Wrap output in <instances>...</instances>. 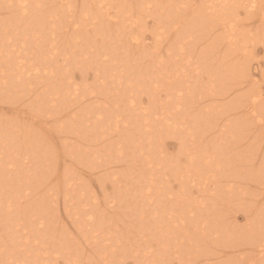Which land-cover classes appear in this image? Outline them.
Returning a JSON list of instances; mask_svg holds the SVG:
<instances>
[{
  "label": "bare ground",
  "instance_id": "bare-ground-1",
  "mask_svg": "<svg viewBox=\"0 0 264 264\" xmlns=\"http://www.w3.org/2000/svg\"><path fill=\"white\" fill-rule=\"evenodd\" d=\"M240 11L260 16V37L238 30ZM11 29L23 38L18 49ZM258 41L264 47V0H0V105L12 91L35 99L28 123L0 117L1 179H17V167H6L20 153L33 162L21 189L0 185V264H264V144L254 140L237 159L225 147L227 135L250 129L248 109L264 120L250 73ZM74 70L81 88L71 83ZM88 94L97 102L102 95V104L83 107ZM168 138L176 155L167 153ZM119 162L125 167L111 166ZM94 168L105 173L94 178L99 185L111 184L105 206L90 195ZM37 187L34 201L28 194ZM60 193L88 252L57 226L51 198ZM232 210L243 215L241 227Z\"/></svg>",
  "mask_w": 264,
  "mask_h": 264
},
{
  "label": "rangeland",
  "instance_id": "rangeland-1",
  "mask_svg": "<svg viewBox=\"0 0 264 264\" xmlns=\"http://www.w3.org/2000/svg\"><path fill=\"white\" fill-rule=\"evenodd\" d=\"M245 14L243 13V11H240V14H239V19L238 18H236V19H238L240 22L237 24V25H239V27L240 28H238V30L240 31H246L247 29L245 28V29H242L243 27H249L248 29H249V32L248 31H246L245 33L246 34H248L247 36H249V35H252L253 33L255 34H253L252 36H255V39H256V36H257V28L259 27V24H260V16L259 15H257V16H247V17H245L244 16ZM2 17H5L4 15L2 16ZM251 17H253V18H251ZM248 19H249V21H248ZM259 19V20H258ZM248 22V23H247ZM243 23V24H242ZM243 27H242V26ZM250 25V26H249ZM253 28V29H252ZM220 31H222V30H217V33L219 34V32ZM253 31V32H252ZM254 31H256V32H254ZM10 33L11 34H9L10 36H11V38H10V44H16L15 45V49H18L19 48V46H20V44H22L21 43V40L23 39V38H20V36L18 35V33H20L18 30L15 32H12V29L10 30ZM17 35V36H16ZM257 37H260V36H257ZM18 38V39H17ZM18 41V42H17ZM254 41H257V40H254ZM254 41H251L250 40V42H249V44L251 43V42H254ZM17 42V43H16ZM202 42V41H201ZM259 42V41H258ZM255 43H257V42H255ZM145 44H147V45H149L150 47H152L151 45H153L154 44V42L152 41V39H151V37L149 36V34L148 33H146L145 34ZM162 45H161V47H162V50H164L165 51V42H163V43H161ZM262 44H261V42H259V43H257V44H252V46L255 48L254 49V53H255V56H254V59H253V61L251 62V70H250V73H251V75H252V79H253V81L258 85L259 84V89H261V91H262V97H263V100H264V76L261 74V72L260 71H262V69H263V63H264V60H263V57H264V47H263V45L261 46ZM251 48V47H250ZM249 48V49H250ZM263 51V52H262ZM259 62V63H258ZM254 67V68H253ZM259 69H261V70H259ZM74 74H75V76H74V78L73 79H71V83L72 84H74V85H76L78 88L80 87L81 88V86H83V81H80L81 79H80V76H79V72L77 71V70H74ZM93 70H90V71H88V77H87V79H86V81H85V83H86V85H88V86H90V87H92V85L93 86H95L96 84V82H95V80L93 79ZM72 81H75V83L74 82H72ZM206 83V82H205ZM39 87V86H38ZM40 88H43L44 89V87H39L38 89V92L37 93H39V92H41L43 89H40ZM244 88H247V89H244ZM243 89H241V92L240 93H242V92H247V90H248V88H250L249 86L247 87H244ZM16 90H18V89H16ZM235 90H237V89H235ZM235 90L234 91H232V92H230L228 95H231L233 92H235ZM239 90V89H238ZM237 90V91H238ZM16 92V91H15ZM14 91H12L11 93H12V95H11V97H12V100L11 101H9V102H5L4 104H1L0 105V117L3 119V120H6V122L9 120H13V119H15V120H17L18 122H22V123H28L29 121H30V119L28 118L29 117V112H27V106L28 105H30V103H32L33 102V100H35L34 99V95L32 94V93H26V92H24V93H22L21 91V93H18L19 91H17V93H15ZM13 93H15V94H13ZM24 94V95H23ZM237 94V93H236ZM9 95V94H8ZM26 95H28V96H26ZM33 95V96H32ZM234 95V94H233ZM233 95H231V96H233ZM32 96V97H31ZM1 97H2V95H1V93H0V99H1ZM98 97H101L100 98V100H104V98H103V96L102 95H99ZM95 96L92 94H88L87 96H86V98H85V102H84V104L82 103V105H83V107H85L87 104V107L88 108H90L91 110H92V108H94V107H96L97 106V104L98 105H100V104H102V101H100V102H97V101H95ZM218 99L217 100H220L221 99V97L219 96V97H217ZM222 98H224V97H222ZM230 98V97H229ZM14 99V100H13ZM31 99H33V100H31ZM210 100H211V98H209V97H207V98H205L204 99V101H203V104L204 105H207V104H209V102H210ZM92 101H94V102H92ZM141 102H142V104H141V106L142 107H146L147 105H148V101H147V98H146V96L145 95H142L141 96ZM247 103V102H246ZM96 106H95V105ZM202 104V105H203ZM82 105H79L80 107H82ZM248 106H247V108H249V104H247ZM92 106H94V107H92ZM86 107V108H87ZM245 108V107H244ZM244 108H241L240 110L238 109L237 110V112L236 111H234V112H232L231 113V116L233 117H235V115L237 114V113H239V112H241V110H244ZM249 111H251V109H248ZM248 111V113H250V115L248 114L247 116H246V122H248V125H249V123H250V129L248 130L247 129V132H244L243 130V133L240 135V138H237V137H235V136H237V135H233V137H232V139H231V137H229V135H227V138L225 139V143H226V145H225V147L227 146V148L229 149L228 150V155L230 156H232V157H230V158H232V159H237L236 158V156H238L239 154H240V152H242V150L243 149H246L248 146L247 145H249V144H251L254 140H256V144H255V146L258 148H261L262 146L261 145H263L264 144V120H260L259 122L257 121V119H256V117H254L255 116V114H256V112H249ZM255 113V114H254ZM240 114V113H239ZM254 115V116H253ZM236 116H238V115H236ZM248 118H250V119H248ZM252 121V122H251ZM245 122V123H246ZM244 123V124H245ZM221 124V123H220ZM242 124V123H241ZM247 124V123H246ZM8 125H9V123H8ZM44 125H46L45 126V128L46 129H48V130H50V131H54V128L56 127V126H54V124L52 125V123H51V121H47L46 122V124L44 123ZM242 126H243V124H242ZM260 126V127H259ZM50 127V128H49ZM51 127H53V128H51ZM243 127H245V126H243ZM248 127V126H247ZM12 129V130H11ZM15 128L12 126L11 128H9V133L10 134H14V135H16L17 133L15 132V130H14ZM243 129V128H242ZM55 132L56 133H58L59 134V131H61L58 127H56L55 128ZM236 132H238V131H236ZM240 134V133H239ZM62 135V134H61ZM242 136V137H241ZM69 137H71V136H69ZM236 138V139H235ZM166 140V139H165ZM164 140V142H165V144H166V146H167V153L169 154V155H176L177 154V152H178V144H177V142L175 141V140H171L170 138H168V140H166L165 141ZM60 142V141H59ZM59 142H57V146H59ZM67 142H71V140H67ZM61 145V144H60ZM252 145V144H251ZM258 148V149H259ZM236 149V150H235ZM8 150V149H7ZM12 150L13 149H11V150H9V151H7L8 152V154H10L11 152H12ZM233 150V151H232ZM1 151V150H0ZM234 151H235V156L233 155V153H234ZM245 151V150H244ZM2 152H3V150H2ZM1 152V153H2ZM237 152V153H236ZM231 153V154H230ZM7 154V155H8ZM23 153H20V155L21 156H19V161L17 162L18 164H16V165H14V167H12L13 166V164H11V165H7V169L8 170H10V169H15L16 167V169H17V171L20 173H13V174H15L13 177L15 178H17L15 181H12L11 183H10V181L9 180H5L6 178H3V179H1V173H0V185H1V187H3L4 189H6V191L8 192V191H14V190H16L17 188L19 189L20 187H21V185L20 184H24V182L21 180V177H22V175L28 170V168H30V166H31V168H33L32 167V165H30V163L31 164H33V162H31V160L29 159V158H27V156H23L22 155ZM4 156V158H5V156L6 155H3ZM2 156V157H3ZM1 157V159H3ZM20 158H22V159H24V160H20ZM25 159H26V161H25ZM23 162V163H22ZM25 162H26V164L27 165H24L25 164ZM23 165H22V164ZM121 162H119V163H114V164H112L111 166L112 167H114V166H121L122 167V165L124 166V164L123 163H121ZM116 164V165H115ZM19 166V167H18ZM81 165H79L77 168H79V169H81V167H80ZM125 167V166H124ZM30 168V169H31ZM84 167H82V169H83ZM26 169V170H25ZM29 169V170H30ZM85 169V168H84ZM97 168H94L93 170H90L92 173H93V176H92V182H91V184H90V189L91 190H93V191H90V195L92 196V195H94V197H95V195H96V201H98V202H95V199H90V200H88V202H95V203H98L100 206H105L109 201H111L112 200V197L111 196H113V194H112V188H111V184H110V182L109 181H106L105 183H104V185L103 186H101V185H99V183H98V181L96 180V179H94V178H98V177H100L101 175L100 174H105L104 172H103V169H101L100 168V170L99 169H97ZM21 172H20V171ZM108 170H110V169H108ZM31 171V170H30ZM101 171V172H100ZM98 172V173H97ZM100 172V173H99ZM17 174V175H16ZM96 174V175H95ZM21 175V176H20ZM98 176V177H97ZM129 178V177H128ZM128 178H125V179H128ZM2 181L3 182H5V183H2ZM19 181V182H18ZM95 181H97V183L95 182ZM7 182H9V183H7ZM16 182V183H15ZM20 182H22V183H20ZM242 182V181H241ZM18 183H20V184H18ZM11 184H13L12 186H8V185H11ZM15 185V186H14ZM96 185V186H95ZM120 185V184H119ZM243 187H244V182L241 184ZM256 185V186H255ZM14 186V187H13ZM249 186L252 188V187H263V185H257V184H255V183H249ZM101 187V188H100ZM104 187V188H103ZM254 187V188H255ZM39 188V189H38ZM93 188V189H92ZM100 188V189H99ZM21 189V188H20ZM102 189V190H101ZM104 189V190H103ZM40 192L42 189H41V187H37V188H35L34 189V192L32 193V192H30V194H28V195H30L31 197H32V200H34V201H37V200H39L40 199V197H41V195L40 194H38V192ZM36 191V192H35ZM102 191H104V193L102 192ZM24 193H29V191H24ZM35 193H37V194H35ZM25 196V195H24ZM30 196H28V197H30ZM38 198V199H37ZM58 198V199H57ZM37 199V200H36ZM54 202H56V203H51L52 204V207H51V211L53 212V210L55 209V208H57V213H56V215H57V217H58V220H57V222H58V224H57V226L58 227H60L61 229H63V230H67L66 232H67V235H69V236H71L70 238H74V241H76V242H78V244L80 245V246H82V248H87V252L89 251L88 250V242H85L84 240H83V238L81 237V235H80V233L78 232V230L76 229V224H74L75 223V221H74V217H76V216H74V217H68L67 215H66V212H65V210H64V204H63V196H62V194L60 193V194H58L57 195V197L56 196H54V198H51ZM94 200V201H93ZM23 203H25L27 200H21ZM104 202V203H103ZM54 205H56V206H54ZM102 210H103V212H102V214H104V215H107V216H112V214H113V212H114V209H109V208H106V207H103L102 208ZM232 213L234 214V216L237 218L235 221V223H236V225H238V226H242L243 224H244V219H243V215L241 214V212H237V211H233L232 210ZM236 213V214H235ZM101 214V215H102ZM33 218V219H32ZM37 219V218H36ZM34 217H31V221H35L36 220ZM71 219H73V221L74 222H72V220ZM37 221V220H36ZM125 221H127V220H125ZM32 222V223H33ZM38 223V222H37ZM33 227H35V229H38L37 227H39V225L37 224V226H36V222H34L33 223ZM62 227H61V226ZM66 228V229H65ZM16 229V228H15ZM19 229L21 230L22 228H21V226H19ZM84 229L87 231V232H90V242L91 241H93V240H95L91 235V232H92V227H91V225H87V226H85L84 227ZM17 230H18V227H17ZM19 230V231H20ZM28 231V230H27ZM21 232L24 234L25 233V231H22L21 230ZM29 241H31V240H29ZM37 242V241H36ZM218 249L219 250H223L224 251V249H225V251H231L232 249L230 248V249H228V248H224V247H221V246H219L218 247ZM238 255V254H237ZM51 256H53V255H51ZM188 259H190L189 257H188ZM200 259H202V258H200ZM200 259L199 260H195L196 261V263H194V260L192 261L191 260V262H184V264H204V263H201V261H204L203 259L200 261ZM214 259V258H213ZM59 263L58 264H64V263H62V261L61 260H59L58 261ZM175 262V261H174ZM224 262H227V259L225 258V257H223L222 259H220V260H218L217 261V263H219V264H221V263H224ZM173 264H177L176 262L175 263H173Z\"/></svg>",
  "mask_w": 264,
  "mask_h": 264
}]
</instances>
